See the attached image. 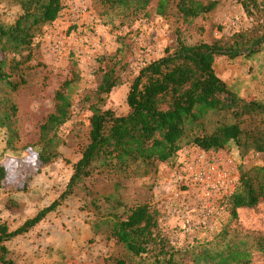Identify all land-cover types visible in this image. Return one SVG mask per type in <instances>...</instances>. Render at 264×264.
Returning <instances> with one entry per match:
<instances>
[{"label": "trees", "instance_id": "obj_1", "mask_svg": "<svg viewBox=\"0 0 264 264\" xmlns=\"http://www.w3.org/2000/svg\"><path fill=\"white\" fill-rule=\"evenodd\" d=\"M219 1L107 0L125 17L173 19V42L161 56L139 67L128 87L125 114H116L103 104L129 67L131 46L120 36L114 53L101 58L96 88L82 99L90 111L88 128L65 189L17 228L10 230L0 223V264H15L6 242L29 231L62 201L79 193L83 208L95 215V231L103 229L123 250V255L107 264L251 263L252 254L245 244L227 242L221 249L199 250L194 243L171 245L158 227L159 212L149 200L130 202L122 197L124 180L154 172L158 163L171 160L186 145L215 151L233 143L242 154L248 149L264 152V102L241 97L214 69L218 56L251 57L264 48V0H236L246 15L256 18L248 30L211 41L188 42L184 37L188 25L214 10ZM0 2L18 7L11 19L0 11V86L16 91L27 81L34 38L59 16L63 4L62 0ZM69 90L70 81H63L54 92L53 110L38 126L39 164L59 156L63 143L59 128L70 120L73 110ZM16 113L15 103L0 101V129L8 131L9 145L18 139ZM6 176L0 164V186ZM260 201H264V166L242 169L239 185L225 198L226 210L235 218L238 208L254 207ZM254 239L255 249L264 257V236ZM188 254L191 257L184 260Z\"/></svg>", "mask_w": 264, "mask_h": 264}, {"label": "rangeland", "instance_id": "obj_2", "mask_svg": "<svg viewBox=\"0 0 264 264\" xmlns=\"http://www.w3.org/2000/svg\"><path fill=\"white\" fill-rule=\"evenodd\" d=\"M62 4L59 16L34 38L26 83L16 91L0 86V101L17 105L13 119L18 139L9 145L8 131L0 129V164L7 170L0 186V223L10 230L65 189L88 128L90 111L83 96L96 88L100 60L114 53L117 38L124 36L131 50L121 83L103 104L116 114L128 111L126 94L139 67L161 56L173 42V19L125 17L107 0H62ZM0 11L11 19L18 7L0 2ZM255 23L256 18L246 15L236 0H220L214 10L188 25L184 37L188 42L211 41ZM214 69L241 97L264 102V48L251 57L218 56ZM65 80L70 81L72 116L59 128L63 139L59 156L39 164L38 126L53 110L54 92ZM242 151L233 143L215 151L183 146L171 160L158 163L154 172L124 180L122 197L130 202L149 200L159 212L160 231L173 246L194 243L199 250L221 249L227 242L245 244L252 254L250 264H264L254 246V238L264 236V201L238 208L235 218L224 204L239 185L242 169L264 166V152ZM83 204V195H72L29 231L6 242L15 264H107L123 255L103 229L95 231V215ZM223 231L225 236L220 235ZM190 257L185 255L184 260Z\"/></svg>", "mask_w": 264, "mask_h": 264}]
</instances>
